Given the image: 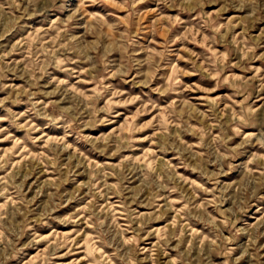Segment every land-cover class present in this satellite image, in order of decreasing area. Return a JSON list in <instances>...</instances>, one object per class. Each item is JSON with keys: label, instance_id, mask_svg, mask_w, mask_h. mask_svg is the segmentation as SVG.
Wrapping results in <instances>:
<instances>
[{"label": "rangeland", "instance_id": "obj_1", "mask_svg": "<svg viewBox=\"0 0 264 264\" xmlns=\"http://www.w3.org/2000/svg\"><path fill=\"white\" fill-rule=\"evenodd\" d=\"M0 264H264V0H0Z\"/></svg>", "mask_w": 264, "mask_h": 264}]
</instances>
